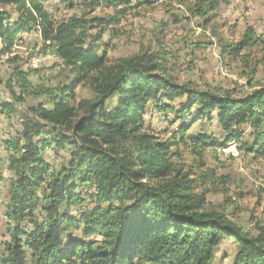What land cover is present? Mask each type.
<instances>
[{
    "label": "trees",
    "instance_id": "trees-1",
    "mask_svg": "<svg viewBox=\"0 0 264 264\" xmlns=\"http://www.w3.org/2000/svg\"><path fill=\"white\" fill-rule=\"evenodd\" d=\"M51 1L0 0V113L13 129L4 132L0 155L10 234L0 264H216L227 241L235 244L232 264H264V219L247 227L212 205L208 189L199 190L230 176L211 168L195 175L179 160L181 144L218 150L233 142L264 157V79L237 95L181 81L164 50L110 63L107 51L100 53L103 35L113 34L134 5L156 0H58L79 9L63 17ZM180 3L178 22L209 21L229 0ZM99 9L112 12L96 15ZM25 33L35 36L31 52L49 50L61 59L67 80L51 86L31 80L37 70L16 50ZM220 41L239 55L256 42L255 31L248 26L239 41ZM81 84L91 98H78ZM152 104L173 125L183 120L172 137L147 127ZM204 119H216L223 134L190 131Z\"/></svg>",
    "mask_w": 264,
    "mask_h": 264
},
{
    "label": "rangeland",
    "instance_id": "rangeland-1",
    "mask_svg": "<svg viewBox=\"0 0 264 264\" xmlns=\"http://www.w3.org/2000/svg\"><path fill=\"white\" fill-rule=\"evenodd\" d=\"M57 1H51L53 6L60 7V11L56 13L57 17L70 16L79 10L70 9ZM181 5L180 0H156L149 6L134 5L113 34L107 32L103 35L106 45L101 47L100 53L106 50L110 63H113L121 57L132 56L141 50H164L173 54L172 61L177 66L174 71L181 81L209 83L212 86L234 90L237 95L251 91L254 87L252 85H257L258 80L264 79V0H229V3L223 4L218 10V17L209 21L195 16L191 20L178 22L176 16L180 17L184 11ZM106 11L112 12L110 9H99L95 14L105 15ZM248 26L254 28L256 42L246 47L239 55L224 50L220 39L223 38L225 43H235L242 38ZM24 37V42L20 43L16 50L29 59L32 69L37 70L31 75V80L35 84L45 83L47 86L67 80L69 69L64 68L61 59L49 50H45L47 54L39 55L31 52L32 49L27 46L28 42L36 41L35 36L25 33ZM37 44L36 51L41 49V43ZM30 53L34 56L29 57ZM253 69L256 70L255 74L250 73ZM251 75H254V78L250 81ZM76 92L79 99L93 96L83 84L77 87ZM155 107V104H152L146 114L147 127L162 138L172 137L176 127L183 120H178L173 125L163 113L156 111ZM169 117L172 121L175 120L173 113H169ZM9 129L10 121L0 113V155L5 151L1 139ZM201 129L216 137L223 134L216 119L213 122L208 119L199 120L191 126L190 131L198 132ZM237 147L235 142L226 148L219 147L218 150L209 147L194 149L192 146L181 144L183 152L179 160L193 168L195 175L210 168L219 176L229 175L230 182L219 181L215 186H200L199 190L208 189V200L212 205L226 210L229 217L237 222L252 227L254 218L264 219V157L256 158ZM52 153V150L49 151V156ZM65 157L67 159L68 155L65 154ZM54 161L61 164L63 159ZM201 162L207 163L206 166L198 167ZM2 172L4 176L8 175V171ZM241 191L243 196L240 195ZM6 192L5 190V194ZM7 199L6 195L0 194V253L3 242L10 237L4 206ZM234 251V243L224 242L216 252V264H232Z\"/></svg>",
    "mask_w": 264,
    "mask_h": 264
},
{
    "label": "crops",
    "instance_id": "crops-1",
    "mask_svg": "<svg viewBox=\"0 0 264 264\" xmlns=\"http://www.w3.org/2000/svg\"><path fill=\"white\" fill-rule=\"evenodd\" d=\"M11 130H13L12 128H11V126H10V129H9V131H11ZM3 139V138H2ZM2 139H1V141H2Z\"/></svg>",
    "mask_w": 264,
    "mask_h": 264
},
{
    "label": "built area",
    "instance_id": "built-area-1",
    "mask_svg": "<svg viewBox=\"0 0 264 264\" xmlns=\"http://www.w3.org/2000/svg\"><path fill=\"white\" fill-rule=\"evenodd\" d=\"M223 151H225V149Z\"/></svg>",
    "mask_w": 264,
    "mask_h": 264
}]
</instances>
